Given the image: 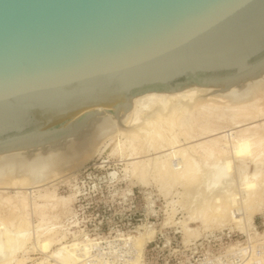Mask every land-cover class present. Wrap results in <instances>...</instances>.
I'll use <instances>...</instances> for the list:
<instances>
[{"label":"bare ground","instance_id":"obj_1","mask_svg":"<svg viewBox=\"0 0 264 264\" xmlns=\"http://www.w3.org/2000/svg\"><path fill=\"white\" fill-rule=\"evenodd\" d=\"M182 85L85 108L0 145V264H24L30 251L48 256L40 264H104L90 260L96 241L92 245L85 234L69 241L70 233L58 226L84 195L80 186L72 185L67 195L58 189L59 184L71 185L81 168L107 151L125 161L124 175L137 182L146 184L152 176L169 193L183 181L181 194L187 198L196 191L185 203L190 221L208 227L217 220L243 231L241 212L251 223L264 208V58L227 79H193ZM232 162L241 175L238 194L233 182L222 187L233 174L227 168ZM33 218L36 242L31 244ZM187 221L186 240L197 234ZM154 231L133 238L138 254L129 264H139ZM243 264H264V254L259 259L248 255Z\"/></svg>","mask_w":264,"mask_h":264},{"label":"water","instance_id":"obj_2","mask_svg":"<svg viewBox=\"0 0 264 264\" xmlns=\"http://www.w3.org/2000/svg\"><path fill=\"white\" fill-rule=\"evenodd\" d=\"M264 58V0H0V145Z\"/></svg>","mask_w":264,"mask_h":264},{"label":"rangeland","instance_id":"obj_3","mask_svg":"<svg viewBox=\"0 0 264 264\" xmlns=\"http://www.w3.org/2000/svg\"><path fill=\"white\" fill-rule=\"evenodd\" d=\"M201 87L218 89L208 85ZM232 88L236 90L237 86ZM110 154L111 151H107L91 159L78 171L77 177L71 179V185L59 184L58 189L60 195H67L70 194L72 185L77 186L78 183L84 194L83 199L80 196L73 204V212L59 220L58 226L70 233L67 237L69 241L74 239L73 235H83L84 238V234L85 238L91 240V244L96 241L92 244L93 256H90V260L99 259L104 264L131 263L138 254L133 238L151 229L155 230L154 236L144 246L139 264H160L162 260H165V264H173L171 258L178 259L179 262L175 264H243L248 255L259 259L264 254V208L253 214L251 223L246 221L247 212H241L245 223L243 231L233 224L220 223L217 220L205 227L201 222L187 219L191 210L187 209L188 205L185 203L191 202L192 196L196 194L193 192L196 191H192V199L184 197L181 194L185 190L183 181L175 183L169 193L168 187L161 189L152 176L146 184L137 182L135 178L124 175L125 161L118 155L110 157ZM105 160L107 162L102 163ZM101 164H105L104 167H100ZM235 165L232 162L227 167L232 170L233 176L227 168L221 167L232 176L229 180V176L223 179L222 187L225 188L229 186V182H233L232 189L234 186L238 194L241 175ZM112 172L117 175H112ZM15 193L11 191L10 194ZM241 194L240 192L239 195L242 196ZM34 219L36 218L32 220L31 231L35 238L31 244L36 242L37 222ZM185 220H189L187 222L191 229L197 230V234L187 240L183 230ZM11 230L13 232L12 228ZM245 248L247 252L243 256L242 251ZM27 257L24 264H40L43 257L48 256L40 251H30ZM54 263L51 261V264Z\"/></svg>","mask_w":264,"mask_h":264},{"label":"built area","instance_id":"obj_4","mask_svg":"<svg viewBox=\"0 0 264 264\" xmlns=\"http://www.w3.org/2000/svg\"><path fill=\"white\" fill-rule=\"evenodd\" d=\"M81 198L83 199V196H82ZM148 249H149V248H148ZM174 259H175V260H174ZM158 261H159V260H158ZM170 261H171L173 264L179 262L178 259H176V258H171ZM165 263H166L165 260H162V261L160 262V264H165Z\"/></svg>","mask_w":264,"mask_h":264}]
</instances>
